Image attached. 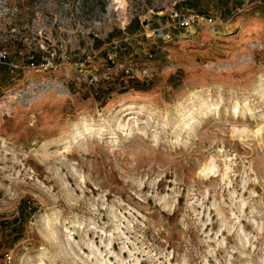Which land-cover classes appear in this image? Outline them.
Returning <instances> with one entry per match:
<instances>
[{
  "label": "rangeland",
  "instance_id": "obj_1",
  "mask_svg": "<svg viewBox=\"0 0 264 264\" xmlns=\"http://www.w3.org/2000/svg\"><path fill=\"white\" fill-rule=\"evenodd\" d=\"M0 2V264H264V0Z\"/></svg>",
  "mask_w": 264,
  "mask_h": 264
},
{
  "label": "built area",
  "instance_id": "obj_2",
  "mask_svg": "<svg viewBox=\"0 0 264 264\" xmlns=\"http://www.w3.org/2000/svg\"><path fill=\"white\" fill-rule=\"evenodd\" d=\"M59 4H61V9H62V5H64L63 10L66 11H71V15L75 16V14H79L80 10L79 8H73V10H71V4L68 2L69 0H58ZM2 3L0 2V5ZM82 8V7H81ZM98 10V9H97ZM91 12V11H88ZM86 12V13H88ZM40 15H43V12H40ZM86 19L84 23H87L88 21L95 23V17L94 15L88 13L86 15ZM97 17V16H96ZM214 19L209 17L208 15H205L202 13H197V11H192V10H187V11H178V10H174L172 9L171 14H170V22H171V27L173 29H177L178 31H190L194 28V24L200 25V24H214L215 22L213 21ZM97 21V19H96ZM4 23V21H3ZM5 24V23H4ZM13 24V23H10ZM35 24V23H34ZM121 24H131L130 21L126 20L124 22H122ZM122 29L126 30L125 27H123ZM123 30V31H124ZM30 50H34L33 48H31V46H29ZM16 61H12L11 58L8 57L9 54V50L8 49H4V55L1 56L0 58V63L1 64H7L12 66L13 68H18L19 64L18 62L20 60H18L19 57H26L27 58V67L32 68L33 71L37 70L39 73H43L45 71H48L49 68H53L54 65H47V63L45 62V59L48 57L46 56L45 53L40 52V54L38 55H34L32 52H29L28 50V55H25V52L23 50H16ZM50 55H52V60L54 58H56L57 53L53 52L50 53ZM3 59V60H2ZM25 68V67H22ZM36 71H34V73H38ZM128 74V72H126ZM21 90V89H20ZM19 95V94H18ZM18 95L16 96V99H18ZM13 262V255L12 252H7L4 256V264H12Z\"/></svg>",
  "mask_w": 264,
  "mask_h": 264
},
{
  "label": "bare ground",
  "instance_id": "obj_3",
  "mask_svg": "<svg viewBox=\"0 0 264 264\" xmlns=\"http://www.w3.org/2000/svg\"><path fill=\"white\" fill-rule=\"evenodd\" d=\"M34 71H36V72H38L37 70H34ZM33 71V72H34ZM39 73V72H38ZM193 97V98H195L196 97V92H191V94L189 95V97ZM197 98V97H196ZM206 106V105H205ZM133 108H131L130 110H132ZM133 114H136V112H132V111H130L126 116L128 117V116H130V115H133ZM129 118V117H128ZM131 118V117H130ZM126 120V119H125ZM129 120H131V119H129ZM128 120V121H129ZM138 122H139V120H136L135 121V123H134V125H130L129 126V135L130 136H134L136 133H137V131H138V128L136 127L137 125H138ZM128 123V122H127ZM129 123H131V122H129ZM128 125V124H127ZM125 126L123 125V123H119V129H122V128H124ZM127 127V126H126ZM193 128H194V126L192 125V124H190V123H184V126H183V130L185 131V133H187V134H190V133H192L193 132ZM88 132L90 131L89 129H86ZM246 130H248L247 128H244L243 129V131L242 132H244V131H246ZM262 131H264V126H260L257 130H256V134H261V132ZM245 133V132H244ZM46 146V145H45ZM47 148H45V150H46ZM217 173V166H216V162H215V160L212 158L211 159V161L209 162V163H207L202 169H201V171H200V175L202 176V177H204V178H206V179H210L211 177H213L215 174ZM103 261H100V263H102Z\"/></svg>",
  "mask_w": 264,
  "mask_h": 264
}]
</instances>
